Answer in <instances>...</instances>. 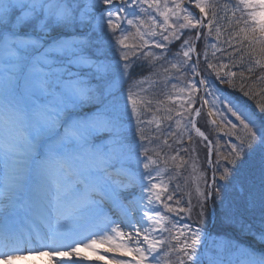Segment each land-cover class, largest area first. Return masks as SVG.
<instances>
[{"label":"snow or ice","instance_id":"1","mask_svg":"<svg viewBox=\"0 0 264 264\" xmlns=\"http://www.w3.org/2000/svg\"><path fill=\"white\" fill-rule=\"evenodd\" d=\"M254 83L264 0H0V264H264Z\"/></svg>","mask_w":264,"mask_h":264},{"label":"rangeland","instance_id":"2","mask_svg":"<svg viewBox=\"0 0 264 264\" xmlns=\"http://www.w3.org/2000/svg\"><path fill=\"white\" fill-rule=\"evenodd\" d=\"M237 83H239V81H237ZM146 87H147V85H146ZM253 89H254V91H255V93H256V99L257 100H259V101H261V102H263L262 100L264 99V95H261V85L260 84H258V83H256V84H253ZM242 99V100H241ZM235 100H240V101H243V102H245L248 106H249V104L248 103H253L252 105L254 106V107H256L255 105H256V100H253V99H249V98H246V97H243L242 95H241V97L240 98H237L236 96H234V101ZM255 104V105H254ZM172 106H174V105H172ZM250 107V106H249ZM251 108V107H250ZM258 109V108H257ZM258 111H259V109H258ZM200 156H201V161L203 160V157H204V153H201L200 154ZM185 176L187 177V179H188V184H187V188H186V190L187 191H192V196H193V201L195 200V192H194V183H195V176L194 175H192L189 171H185ZM193 219H195V214L193 215ZM257 249L258 250H260L259 249V247H257Z\"/></svg>","mask_w":264,"mask_h":264},{"label":"bare ground","instance_id":"3","mask_svg":"<svg viewBox=\"0 0 264 264\" xmlns=\"http://www.w3.org/2000/svg\"><path fill=\"white\" fill-rule=\"evenodd\" d=\"M0 175H2V169H0ZM14 264H50L49 257H28V258H21L14 262ZM54 264V262H53Z\"/></svg>","mask_w":264,"mask_h":264},{"label":"trees","instance_id":"4","mask_svg":"<svg viewBox=\"0 0 264 264\" xmlns=\"http://www.w3.org/2000/svg\"><path fill=\"white\" fill-rule=\"evenodd\" d=\"M254 84H256V83H254ZM262 101L264 102V99Z\"/></svg>","mask_w":264,"mask_h":264}]
</instances>
